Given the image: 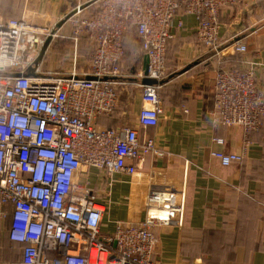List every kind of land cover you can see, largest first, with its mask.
Wrapping results in <instances>:
<instances>
[{"label": "built area", "instance_id": "obj_1", "mask_svg": "<svg viewBox=\"0 0 264 264\" xmlns=\"http://www.w3.org/2000/svg\"><path fill=\"white\" fill-rule=\"evenodd\" d=\"M79 2L52 25L0 14V224L19 254L10 264H156L154 228L180 225L183 192L176 194L161 183L162 175L144 170L148 157L163 155L155 139L135 128H103L96 122L116 108L117 89L131 77L124 67L128 34L134 33L148 61L146 76L142 70L134 74L142 104L137 126L155 128L163 114L160 83L167 76L174 24L180 30L182 18L194 17L197 44L221 64L220 14L242 0ZM64 24L72 31L62 38L74 46L84 38L93 47L87 74L79 75L75 67L62 75L34 67L45 40L59 37ZM231 47L242 58L237 66L216 70L210 120L213 126L240 128L243 146L238 154L213 151L222 166L242 162L264 120L257 64L244 56L245 44L234 41ZM144 79L154 83L143 84ZM91 170L99 190L91 186ZM115 176L148 184L143 217L109 220L113 232L104 234L109 203L98 201V192L108 197Z\"/></svg>", "mask_w": 264, "mask_h": 264}, {"label": "crops", "instance_id": "obj_2", "mask_svg": "<svg viewBox=\"0 0 264 264\" xmlns=\"http://www.w3.org/2000/svg\"><path fill=\"white\" fill-rule=\"evenodd\" d=\"M79 1L85 0H0V14L6 19L26 15L36 23L52 25L69 14ZM220 24L221 47L231 52L234 41L246 45L244 56L257 64L256 78L264 93V0H242L237 7L223 10ZM195 25L194 17L185 16L180 30L173 26L178 44L175 52L184 56L163 81L160 90L163 114L155 128L143 130L137 126L142 104L139 80L134 74L142 70V53L138 54L140 60L135 70L128 68L133 72L131 77L117 89L116 108L98 118L96 123L103 128H135L140 136L155 139L163 155L148 157L144 170L162 175L161 183L176 194L183 192L180 225L173 223L154 228L153 261L156 264H264V120L250 137L242 162L222 166L211 157L213 151L240 153L242 131L211 123L214 78L219 61L197 47ZM67 27V24L62 25L60 32L61 39L69 42L62 38L68 36L64 34ZM52 43L54 39L38 64L41 72L62 75L73 67L79 75L89 72L91 58L87 70L77 65L81 59L78 44L73 45L70 53L72 66L68 72H57L59 67H45L50 57L58 66L57 60L63 56L61 49L50 53ZM187 66L191 67L178 74ZM170 75L174 76L169 80ZM215 138L222 139L223 145L214 144ZM114 178L118 182L108 197L103 199L101 191L98 192V201L109 203L101 226L104 234L113 232L109 220L139 221L143 217L142 196L148 184L124 176ZM90 181L92 188L100 189L95 170H91Z\"/></svg>", "mask_w": 264, "mask_h": 264}, {"label": "rangeland", "instance_id": "obj_3", "mask_svg": "<svg viewBox=\"0 0 264 264\" xmlns=\"http://www.w3.org/2000/svg\"><path fill=\"white\" fill-rule=\"evenodd\" d=\"M219 20H220V18H219ZM71 31H72V29L68 25L66 32L64 33L62 31V33L68 34V36H69V35H71ZM61 35H63V34L59 33V37L54 39V43H52V47H51L52 50L50 53L53 54L55 51L61 49L63 56L57 60L58 66H57V64L55 65L54 58L50 57L49 61H48L49 65L48 66L46 65L45 67H55V68L59 67V70L57 72L64 73V72H68L72 66V59L70 57V55H71L70 53L73 50L74 43L71 41L68 42V41L62 40L60 37ZM177 45H178L177 39L175 40V38L168 44L167 53H166V74L172 73L171 71L173 70V68L178 64V62H180V57L184 56V54L183 53L181 54V52H179V54H178V51H177V53L175 52ZM63 47H66V48L62 49ZM91 47H92V45L86 39H84V38L79 39V41H78V53H79V58H81V59H80V64L78 62L77 65H78V67L80 66V68L83 70H87V68H88V64L90 62V58H91V54H92V48ZM197 47L199 48L200 45L198 44ZM205 53L208 54V52H205ZM138 54H140L139 45H138L135 37L133 36V33H130L126 36L125 41H124V67H125V69L134 66V63H135L134 60H137V61L139 60ZM235 54L236 53L232 54L231 52L223 51L220 54V58H219V60L221 59V64L218 63L216 65V70L220 67H223L222 66L223 64L227 63L228 57L234 58ZM221 56H223V57L221 58ZM225 58H227L226 61H225ZM229 63L231 64V62H229ZM225 66L231 67L228 63L225 64ZM45 67H44V70H45ZM160 97L162 99V93H161ZM117 210L120 212L119 207ZM18 259H19V254H18L17 248L12 247L6 241L3 227L0 224V264H10L12 262L17 261Z\"/></svg>", "mask_w": 264, "mask_h": 264}, {"label": "water", "instance_id": "obj_4", "mask_svg": "<svg viewBox=\"0 0 264 264\" xmlns=\"http://www.w3.org/2000/svg\"><path fill=\"white\" fill-rule=\"evenodd\" d=\"M50 41H51L50 38H47V39L45 40V42H44V44H43V46H42V48H41V50H40V52H39V54H38L36 60H35V62H34V67H37V66H38V64H39L40 60L42 59V57H43V55H44V53H45V51H46V49H47V46L49 45ZM147 63H148V61H147V57L144 56V57H143L142 72H143V74H144L145 76H146V74H147ZM190 67H191V66H187V67L183 68V70H181L178 74H181V73L186 72ZM131 73L133 74V72H131ZM30 75H32V74L30 73ZM173 76H174V75H170L168 79L170 80ZM87 79H93V78L90 77V76H88ZM142 83H143V84H146V85H149V84H153L154 82L151 81V80H148V79H144V80H142ZM160 84L163 85L164 82H161Z\"/></svg>", "mask_w": 264, "mask_h": 264}, {"label": "trees", "instance_id": "obj_5", "mask_svg": "<svg viewBox=\"0 0 264 264\" xmlns=\"http://www.w3.org/2000/svg\"><path fill=\"white\" fill-rule=\"evenodd\" d=\"M131 33H133V32H131ZM133 36L135 37V35H134V33H133ZM135 39H136V37H135ZM136 41H137V39H136ZM168 48V47H167ZM141 53V52H140ZM241 58H242V56L240 55V54H238V53H236L235 54V57L233 58H230V57H228V60H227V63L231 66V67H234V66H237L238 64H239V62L241 61ZM226 59L227 58H225V61H226ZM230 59V60H229ZM140 60V59H139ZM139 60L137 61V60H134V66L133 67H131V69L130 70H135V67H136V65H138L139 64ZM229 62H231V64L229 63ZM227 63H225V64H227ZM225 64H223L222 66H225Z\"/></svg>", "mask_w": 264, "mask_h": 264}]
</instances>
